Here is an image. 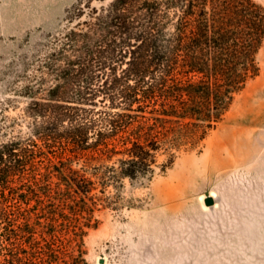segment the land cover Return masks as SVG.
<instances>
[{
    "label": "trees",
    "instance_id": "16d2710c",
    "mask_svg": "<svg viewBox=\"0 0 264 264\" xmlns=\"http://www.w3.org/2000/svg\"><path fill=\"white\" fill-rule=\"evenodd\" d=\"M66 20L19 89L30 136L0 144V264H64L48 239L67 213L41 221L36 206L71 187L92 190L38 158L122 155L101 178L146 179L164 117L193 120L188 130L211 125L260 73L264 6L255 0L78 1ZM52 171L59 181L45 191ZM83 254L66 264H87Z\"/></svg>",
    "mask_w": 264,
    "mask_h": 264
},
{
    "label": "rangeland",
    "instance_id": "374dc122",
    "mask_svg": "<svg viewBox=\"0 0 264 264\" xmlns=\"http://www.w3.org/2000/svg\"><path fill=\"white\" fill-rule=\"evenodd\" d=\"M78 1L88 2L0 0V144L30 136L19 89ZM258 59L259 75L221 120L194 123V133L186 125L193 120L164 117L146 179H102L122 155L92 163L37 159L52 163L63 179L89 180L92 188L80 195L71 187L36 206L41 221L67 213L48 239L62 263L81 250L87 264H264V42ZM58 177L52 171L43 189H55Z\"/></svg>",
    "mask_w": 264,
    "mask_h": 264
},
{
    "label": "water",
    "instance_id": "95a60500",
    "mask_svg": "<svg viewBox=\"0 0 264 264\" xmlns=\"http://www.w3.org/2000/svg\"><path fill=\"white\" fill-rule=\"evenodd\" d=\"M211 202H212V200H211V199H209V200H208V203H211Z\"/></svg>",
    "mask_w": 264,
    "mask_h": 264
}]
</instances>
